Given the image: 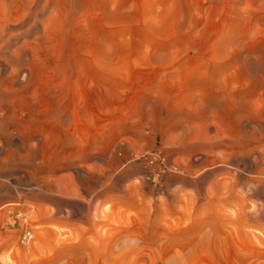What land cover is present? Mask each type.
<instances>
[{"label": "rangeland", "instance_id": "1", "mask_svg": "<svg viewBox=\"0 0 264 264\" xmlns=\"http://www.w3.org/2000/svg\"><path fill=\"white\" fill-rule=\"evenodd\" d=\"M0 264H264V0H0Z\"/></svg>", "mask_w": 264, "mask_h": 264}]
</instances>
